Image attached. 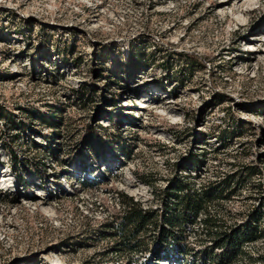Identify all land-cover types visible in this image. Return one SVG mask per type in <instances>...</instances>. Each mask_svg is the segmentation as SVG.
<instances>
[{
  "label": "rangeland",
  "instance_id": "374dc122",
  "mask_svg": "<svg viewBox=\"0 0 264 264\" xmlns=\"http://www.w3.org/2000/svg\"><path fill=\"white\" fill-rule=\"evenodd\" d=\"M175 178L264 264V0H0V264H214L201 215L116 249L117 192L160 215Z\"/></svg>",
  "mask_w": 264,
  "mask_h": 264
},
{
  "label": "trees",
  "instance_id": "16d2710c",
  "mask_svg": "<svg viewBox=\"0 0 264 264\" xmlns=\"http://www.w3.org/2000/svg\"><path fill=\"white\" fill-rule=\"evenodd\" d=\"M99 134L91 129L84 135V144L88 146L92 157H97L101 152L99 146L104 144L103 140L97 139ZM99 144V145H98ZM259 173V172H252ZM44 175V174H43ZM86 183V181H82ZM169 199L166 207L160 215L156 210L143 208L140 201L135 200L124 192H117V198L122 207V211L116 215L113 222V235L117 237L116 247L119 251H142L145 247L141 243L144 232L147 235L151 229H158L155 242L164 241L163 244H170L171 249L165 248L154 251V256L159 258H170L176 248L175 254L185 255L181 240L185 237L186 227L189 223H194L201 215V223L204 225V233L211 239L212 244L205 249L206 259H210L214 264H237L238 257L245 253V243L255 241L262 234L258 230V224L250 221L249 224L238 228L229 227L216 212H212L211 203L225 196L224 189L192 187L186 178H175L167 189ZM172 197V198H170ZM160 219V220H159ZM255 223V226H253ZM156 238H159L156 241ZM166 244V245H167ZM217 250H220L218 252ZM172 251V252H170ZM264 261V258H262Z\"/></svg>",
  "mask_w": 264,
  "mask_h": 264
}]
</instances>
